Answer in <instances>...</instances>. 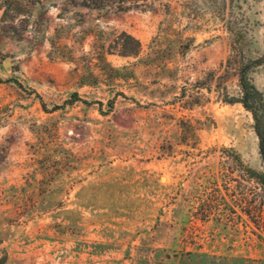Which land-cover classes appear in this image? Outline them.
<instances>
[{
	"label": "rangeland",
	"instance_id": "rangeland-1",
	"mask_svg": "<svg viewBox=\"0 0 264 264\" xmlns=\"http://www.w3.org/2000/svg\"><path fill=\"white\" fill-rule=\"evenodd\" d=\"M71 1L0 0V264H264V0Z\"/></svg>",
	"mask_w": 264,
	"mask_h": 264
},
{
	"label": "trees",
	"instance_id": "trees-1",
	"mask_svg": "<svg viewBox=\"0 0 264 264\" xmlns=\"http://www.w3.org/2000/svg\"><path fill=\"white\" fill-rule=\"evenodd\" d=\"M149 0H72L73 5H82L86 7L102 8L109 2L116 5L119 10L127 11L132 8L143 9L149 7ZM132 42L123 43L122 47L118 49L124 55H134L140 51L141 42L133 35L129 34ZM264 62V55L257 59L247 58L243 54L242 45L236 43L225 63H221L220 70L224 69V72L229 73L230 70L235 69L238 86L239 96H230L227 91V87L224 86V100L229 103L241 102L245 108L249 109L256 121L255 130L259 137V148L262 161L264 163V97L262 93L251 82L248 73L249 71ZM211 76L215 75V72L210 73ZM211 80V79H210ZM198 87L211 88L210 84L204 81H198ZM76 100H82L76 93ZM87 102V101H84ZM113 105H111L112 107ZM258 183L262 186L264 191V174L257 173L256 177Z\"/></svg>",
	"mask_w": 264,
	"mask_h": 264
}]
</instances>
